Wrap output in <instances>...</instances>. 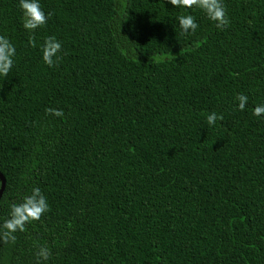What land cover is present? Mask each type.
Returning <instances> with one entry per match:
<instances>
[{
    "label": "trees",
    "instance_id": "trees-1",
    "mask_svg": "<svg viewBox=\"0 0 264 264\" xmlns=\"http://www.w3.org/2000/svg\"><path fill=\"white\" fill-rule=\"evenodd\" d=\"M39 3L52 15L30 33L18 0H0L16 47L0 76V221L34 186L50 210L0 241V264H37L38 244L41 264H264V0H223L224 30L169 0ZM188 13L199 27L182 34Z\"/></svg>",
    "mask_w": 264,
    "mask_h": 264
},
{
    "label": "clouds",
    "instance_id": "clouds-1",
    "mask_svg": "<svg viewBox=\"0 0 264 264\" xmlns=\"http://www.w3.org/2000/svg\"><path fill=\"white\" fill-rule=\"evenodd\" d=\"M169 3L175 8L201 10L209 20L215 23V27L224 30L230 25V18L227 13V8L223 0H169ZM18 6L22 11L23 27L30 33H34L37 28L44 26L48 18L52 15L51 12L45 14L39 0H18ZM182 34L189 32L195 33L199 27L195 17L188 14H180L176 17ZM28 45L35 48L37 41L34 35L28 38ZM42 60L49 67H55L62 60V43L55 36H47L39 45ZM16 56V47L5 35H0V76L4 78L11 72L14 57ZM238 101L239 110L243 111L248 103V96L243 93H238L235 97ZM47 114L57 117H63L62 109L46 108ZM254 116L264 115V103L257 104L252 109ZM224 119L222 114L215 111L206 116L209 125H215L217 120ZM50 210V205L47 202L46 196L38 186L32 187L30 193L23 195L17 201L9 202V212L6 217L0 221V241L4 243H15L17 232H24L26 225L38 221L41 217ZM37 264L46 262L52 256V252L47 245H36Z\"/></svg>",
    "mask_w": 264,
    "mask_h": 264
},
{
    "label": "water",
    "instance_id": "water-1",
    "mask_svg": "<svg viewBox=\"0 0 264 264\" xmlns=\"http://www.w3.org/2000/svg\"><path fill=\"white\" fill-rule=\"evenodd\" d=\"M0 199L2 197L3 191L5 189V183H6V179L5 176L2 174V172L0 171Z\"/></svg>",
    "mask_w": 264,
    "mask_h": 264
},
{
    "label": "rangeland",
    "instance_id": "rangeland-1",
    "mask_svg": "<svg viewBox=\"0 0 264 264\" xmlns=\"http://www.w3.org/2000/svg\"><path fill=\"white\" fill-rule=\"evenodd\" d=\"M1 264H6V262L3 260V261L1 262Z\"/></svg>",
    "mask_w": 264,
    "mask_h": 264
}]
</instances>
